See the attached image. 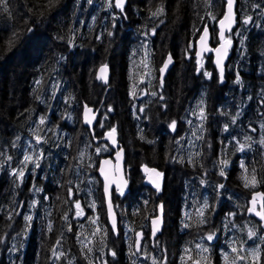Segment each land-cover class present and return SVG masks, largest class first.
<instances>
[{
    "label": "trees",
    "instance_id": "obj_1",
    "mask_svg": "<svg viewBox=\"0 0 264 264\" xmlns=\"http://www.w3.org/2000/svg\"><path fill=\"white\" fill-rule=\"evenodd\" d=\"M224 6L127 0L121 10L114 0H0V264H254V249L264 264V220L248 211L251 194L264 192V0H236L222 80L212 55L200 67L187 55L206 26L218 43ZM166 54L175 63L159 91L157 77L150 84L142 68L149 58L155 76ZM101 64L111 69L107 85L96 78ZM83 103L100 106L103 128L125 145L130 185L113 196L115 233L123 228L124 239L108 227L96 174L109 145L83 124ZM198 109L202 122L186 125ZM173 121L179 130L183 123L180 140ZM193 130L201 132L195 152L187 147ZM142 164L163 173L162 191L144 184ZM159 202L164 224L152 240ZM77 203L85 214L73 225ZM138 230L145 234L139 252Z\"/></svg>",
    "mask_w": 264,
    "mask_h": 264
},
{
    "label": "water",
    "instance_id": "obj_2",
    "mask_svg": "<svg viewBox=\"0 0 264 264\" xmlns=\"http://www.w3.org/2000/svg\"><path fill=\"white\" fill-rule=\"evenodd\" d=\"M126 1L127 0H125L124 4L126 3ZM224 1H225L224 12L217 21V35L219 42L215 46L211 44L210 29L209 27H205L207 28L208 34L204 43L203 44L201 43L200 38L204 34L205 28L200 32V35L195 43L197 54L199 53V55H197L198 61L201 62L204 55L211 54L213 57L215 67L217 68L221 79H223L224 77L225 65L231 55V48H230L231 44L226 43V41L229 40L227 34L233 30L236 24V0H233L230 18L224 21V25H223L224 35L222 39L221 38L222 26L220 21L224 20V17L226 15H229L228 0H224ZM216 49H220L219 54L217 53ZM169 56L171 57V62H169ZM218 60H219V64L217 63ZM173 63H174L173 57L171 55H168L165 61L163 62V64L159 68V75L161 78H164L167 75V72L169 71ZM165 64H167L166 68H164ZM101 68H105L104 73H101ZM162 68H164L163 72H161ZM221 69L223 70L222 75H221ZM110 74H111L110 66L101 65L98 67L96 77L98 81H101L104 84H108L110 81ZM87 109H90L91 111H86ZM99 111H100V107L94 108L93 106H89L86 103L83 104L81 120L83 124L89 128L90 133L92 135H94V127L95 124L97 123ZM109 133H112V129L104 133L103 139L106 140L108 144L112 146V148L114 149L119 148V149L116 151V153L112 158L109 156H105L99 160L97 167V175L102 183L103 202H104L105 213L109 227L113 230H117L118 215L115 210V205L113 202V191H115L116 193H125L130 184L126 174L124 149L121 146L116 131L111 136L109 135ZM106 161L107 163H105ZM139 169L143 175L144 183L148 185L152 190H159L162 187L161 173L157 167L148 164H142L139 167ZM152 170L155 171L153 172ZM156 173H160V175L157 176ZM156 183H159L160 185L159 189H157ZM106 187H107V191L105 190ZM254 197L256 198V211H260V205L264 204V192L255 191L251 194V197L249 198L250 208L253 207L252 201ZM252 214L256 215L255 212H252ZM163 216H164V207H163V203L160 202L157 207L156 215L150 219L152 237L160 233L164 224ZM153 221H156V224H154ZM143 236H144L143 231L140 230L136 232L135 247L137 250H139L141 246V240Z\"/></svg>",
    "mask_w": 264,
    "mask_h": 264
},
{
    "label": "snow or ice",
    "instance_id": "obj_3",
    "mask_svg": "<svg viewBox=\"0 0 264 264\" xmlns=\"http://www.w3.org/2000/svg\"><path fill=\"white\" fill-rule=\"evenodd\" d=\"M51 2H52V0H50V3H51ZM89 2H91V0H89ZM124 2H125V0H116L115 6L118 7V8L123 9ZM232 4H233V0H228L229 15H226V16L224 17V20H221V21H220L221 26H222V30H221V38H222V39H223V35H224V33H223V25H224V21H225V20H228V19L230 18L231 9H232ZM5 10H7L6 3H5ZM162 11H163V9H157V12H156V13H153V15H157V14H159V13L162 12ZM207 34H208V33H207V28H205V30H204V34H203V35L201 36V38H200L202 44L204 43V41H205V39H206V37H207ZM13 43H14L13 41H9V46H12ZM226 43H227V44H231V40H230V39L227 40ZM216 51H217V53L219 54L220 49H216ZM197 55H199V53H198ZM169 62H171V57H170V56H169ZM217 63L219 64V60L217 61ZM166 67H167V64L164 65V68H166ZM164 68L161 69V72L164 71ZM104 72H105V68H101V73H104ZM222 72H223V70L221 69V75H222ZM205 74H206V75H209L208 73H205ZM238 79H239V78H238ZM86 111H91V110H90V109H87ZM201 116H203V111H201ZM40 123H41V124L44 123V118H43V117L41 118ZM172 127H175V121H173ZM114 132H115V129H113V130H112V133H109V135L111 136ZM36 139H37V141H39V140H40V137L37 135V136H36ZM261 143H264V140H262ZM244 147H245V145L242 144V145H241V148H244ZM24 160H25V162L31 161V160H32V157H31V156H25V157H24ZM105 163H107V161H106ZM37 166H38V165H37ZM152 171L154 172L155 170H152ZM23 175H24V171L21 170V171L19 172V176H20V177H23ZM156 175L159 176L160 173H156ZM221 175H223V173H221ZM249 183L252 184V185H255V183H256L255 176L252 177V179L249 181ZM246 186H248V184H246ZM156 187H157V189H159V187H160L159 183H156ZM105 190L107 191V187H106ZM252 204H253V207H252V208H249L248 211H250V212H255V214H256L257 216H260L261 219L264 220V204H261V205H260V211H256V198H255V197L253 198ZM205 207H207V205H205ZM76 208H77V209L80 208V205H79L78 203L76 204ZM77 214L79 215V212H78ZM26 219L31 220L32 217L29 216V217H27ZM153 223L156 224V221H153ZM154 232H155V229H154ZM255 235H256V232L253 231L252 229H249V237H253V236H255ZM208 239H212V236H209ZM232 251H233V252H236L237 249H236V248H233ZM113 255H114V253H113ZM249 256L252 257L254 264H258V261H259V249H254V250H252V251L249 253ZM246 258H247V257H240V259H246Z\"/></svg>",
    "mask_w": 264,
    "mask_h": 264
},
{
    "label": "rangeland",
    "instance_id": "obj_4",
    "mask_svg": "<svg viewBox=\"0 0 264 264\" xmlns=\"http://www.w3.org/2000/svg\"><path fill=\"white\" fill-rule=\"evenodd\" d=\"M229 38H230V36H229ZM153 69H154V65H153V63L149 60V58H147V60L145 61V63H144V67L142 68V71H143V74L142 75H144V77H145V79L147 78V82H149V80L150 79H155V77H152L153 76ZM131 71L133 72V73H135V71H136V68H135V66H133L132 68H131ZM130 72V71H129ZM131 73V72H130ZM144 80V79H143ZM162 87V85H158V88H161ZM138 90V89H137ZM133 94H134V88L131 90V92H130V95H131V97H133ZM135 97V99H140L141 97L140 96H138V97H136V96H134ZM135 106H136V102H134L133 103ZM199 105H197V107H198ZM135 112V114H137L136 113V110L134 111ZM104 117V116H103ZM102 117V118H103ZM192 119H195V122H197V123H201L202 122V120H203V116H201V109H198V111L197 112H195V113H193V114H191L190 116H189V118L186 120V125H188V123L189 122H192ZM100 123H102V121L100 122ZM181 126H182V130H179V123L176 121L175 122V127H171V128H173V131H174V133L177 135L176 137H177V139L176 140H180L181 138H183L184 137V126H183V123H181ZM98 127H100L101 128V134H102V132L103 131H105L106 129H104L103 128V123H102V125L101 126H98ZM179 134H181V135H179ZM190 134H193V135H195L194 136V141L192 140V139H190L189 137H190ZM197 131L196 130H193V131H191V133H189V137H188V143H187V147H188V149H190L191 151H193V152H195V150H194V148H195V142L197 141L198 142V139H199V135L201 134V132H200V130H199V133L197 134ZM104 151H106V150H104ZM89 207V206H88ZM86 208V206H80V208H79V210H78V212L79 213H81L82 211H84V209ZM95 213H90V215H93L94 217H96L95 215H94ZM95 221V223L97 222V220L95 219L94 220ZM153 237H151V239H152ZM154 239V238H153ZM152 239V240H153Z\"/></svg>",
    "mask_w": 264,
    "mask_h": 264
},
{
    "label": "flooded vegetation",
    "instance_id": "obj_5",
    "mask_svg": "<svg viewBox=\"0 0 264 264\" xmlns=\"http://www.w3.org/2000/svg\"><path fill=\"white\" fill-rule=\"evenodd\" d=\"M126 5V4H125ZM124 5V6H125ZM123 6V7H124ZM121 10H123V9H121ZM196 41V40H195ZM194 46H195V43H194ZM168 55H171L172 56V54H166V56L165 57H163L162 59H160L159 61H158V63H157V65H156V72H157V74L155 75V77H157V87H158V85L160 84V85H162V87L161 88H158V90L160 91V90H162L163 89V86H164V84H165V81H166V78H167V76H168V72L171 70V68H172V66H173V64L175 63V59H174V57H173V59H174V63L172 64V66H171V68L169 69V71L167 72V75L164 77V78H161L160 77V75H159V68H160V66L163 64V62L165 61V59H166V57L168 56ZM188 55V57H190V59H191V61H192V64H194L195 65V67H196V64H197V53H196V48L195 47H193V49H192V51L190 52V53H188L187 54ZM187 57V58H188ZM98 67L99 66H97V68H96V74H97V70H98ZM153 82H155V79L152 81V83ZM151 83V84H152ZM156 84V83H155ZM143 86H146V84H143ZM100 117V116H99ZM102 125V123H100V121H99V118H98V120H97V123L95 124V127L96 126H101ZM105 131H107V129L105 130ZM105 131H103L102 132V134H104V132ZM102 134H100V136H102ZM92 135V134H91ZM98 135V134H97ZM93 136V135H92ZM99 136V137H100ZM118 139H119V141H120V143H121V146L123 147V149H124V152H125V145H124V143L120 140V138H119V136H118ZM93 140L95 141V142H100L102 139H100V140H97L96 139V135L95 136H93ZM108 144V143H107ZM109 145V144H108ZM108 148L110 149L108 152H107V154H108V156L109 157H113L114 156V154L116 153V151L119 149H114V148H112V146H108ZM125 163H126V158H125ZM125 168H126V164H125ZM126 171H127V168H126ZM127 175H128V171H127ZM129 178V177H128ZM163 183H164V180H162V185H163ZM129 184H130V180H129ZM146 185V184H145ZM146 186H148V185H146ZM117 195H122V193H118ZM83 214H85V213H82V214H79V215H83ZM77 213L76 214H72L71 216L73 217V221H72V223H73V225L75 224V222L77 221V219L78 218H80L81 216H79ZM95 216H98L97 215V213H95L94 214ZM101 216L102 215H100V219H101ZM257 216V215H256ZM258 217V216H257ZM105 220H106V222H107V224H108V221H107V217H106V213H105ZM113 233H115L114 232V230H112V229H110ZM116 234V233H115ZM120 234V235H119ZM119 234H116V235H118L119 237H121V238H123L124 239V237H123V228H121V233H119ZM135 235H136V233L134 234V238H135ZM143 239H144V236H143V238H142V241H143ZM153 239V238H152ZM142 241H141V245H142ZM139 249H141V246H140V248ZM139 251V250H138Z\"/></svg>",
    "mask_w": 264,
    "mask_h": 264
}]
</instances>
